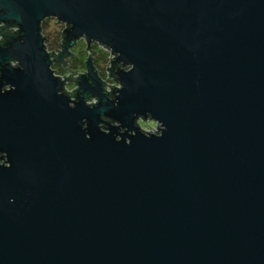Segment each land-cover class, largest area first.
Listing matches in <instances>:
<instances>
[{
	"label": "water",
	"instance_id": "1",
	"mask_svg": "<svg viewBox=\"0 0 264 264\" xmlns=\"http://www.w3.org/2000/svg\"><path fill=\"white\" fill-rule=\"evenodd\" d=\"M0 24V264H264V0H0ZM79 38L117 89L87 54L64 90Z\"/></svg>",
	"mask_w": 264,
	"mask_h": 264
},
{
	"label": "rangeland",
	"instance_id": "2",
	"mask_svg": "<svg viewBox=\"0 0 264 264\" xmlns=\"http://www.w3.org/2000/svg\"><path fill=\"white\" fill-rule=\"evenodd\" d=\"M64 25L65 23L58 21L55 17H48L45 19V22L43 23V34L46 36L44 44H47V52H53L60 49ZM91 46L92 49L87 48L85 40L79 38L73 46L67 48L69 53L64 57V61H62L64 64L59 63L53 58L51 59L53 63L51 68L54 71V74L64 81V90L67 93L72 94L77 85L75 81L67 80L65 75H72L75 77L76 75L85 73L87 54L91 57L94 68L96 67L99 77L104 82L105 90L117 89L119 87L117 81L111 79V72L108 69V65H112L114 55L111 54L110 50L99 44L95 43ZM70 97L72 98L73 96L70 95ZM91 101L94 102V99H90L88 102ZM137 124L144 131L155 132L158 128L157 123L149 118L144 120L139 119Z\"/></svg>",
	"mask_w": 264,
	"mask_h": 264
},
{
	"label": "trees",
	"instance_id": "3",
	"mask_svg": "<svg viewBox=\"0 0 264 264\" xmlns=\"http://www.w3.org/2000/svg\"><path fill=\"white\" fill-rule=\"evenodd\" d=\"M45 22V20L44 21H42V23H41V29H40V32H41V35L43 36V38H44V42H45V40H46V36L43 34V23ZM15 27H6V32L7 33H13L14 31H15ZM62 36H63V34H62ZM61 42V41H60ZM46 45L47 44H45V48H46ZM48 48V47H47ZM90 49H92V46H90L89 47ZM56 54H58V53H54V56L56 55ZM54 59V58H53ZM94 59V58H93ZM94 61V60H93ZM15 65V64H14ZM51 65H53V63L51 64ZM95 70H96V67H95ZM97 71V70H96ZM98 73V72H97ZM114 79H115V77L114 76H112ZM75 79V78H74ZM104 88H105V86H104ZM67 94H69V93H67Z\"/></svg>",
	"mask_w": 264,
	"mask_h": 264
},
{
	"label": "flooded vegetation",
	"instance_id": "4",
	"mask_svg": "<svg viewBox=\"0 0 264 264\" xmlns=\"http://www.w3.org/2000/svg\"><path fill=\"white\" fill-rule=\"evenodd\" d=\"M0 26H3L2 24H0ZM0 41H2V36H1V34H0ZM93 45V44H92ZM59 63H61V64H64V62H62V60L61 61H58ZM113 78V77H112ZM67 80H69V79H67ZM73 81H75V79L73 78ZM139 120V119H138Z\"/></svg>",
	"mask_w": 264,
	"mask_h": 264
},
{
	"label": "built area",
	"instance_id": "5",
	"mask_svg": "<svg viewBox=\"0 0 264 264\" xmlns=\"http://www.w3.org/2000/svg\"><path fill=\"white\" fill-rule=\"evenodd\" d=\"M103 47H104V46H103ZM104 48H106V47H104ZM106 49H107V48H106ZM94 102H95V101H94ZM94 102L91 101V102H89V103H94Z\"/></svg>",
	"mask_w": 264,
	"mask_h": 264
}]
</instances>
